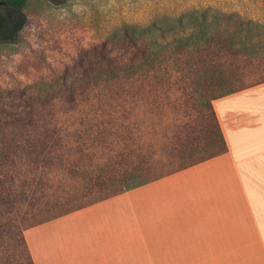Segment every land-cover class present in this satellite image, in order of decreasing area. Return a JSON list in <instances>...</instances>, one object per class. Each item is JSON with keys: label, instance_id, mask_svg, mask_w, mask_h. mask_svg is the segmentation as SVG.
Wrapping results in <instances>:
<instances>
[{"label": "trees", "instance_id": "1", "mask_svg": "<svg viewBox=\"0 0 264 264\" xmlns=\"http://www.w3.org/2000/svg\"><path fill=\"white\" fill-rule=\"evenodd\" d=\"M4 1L14 7L25 2ZM232 18L192 11L175 21L184 36L168 41H159L157 34L170 33V21L123 26V43L142 50V56L125 62L104 56L84 75L60 80L84 83L101 66L97 102L83 105L71 98L67 105H36L33 95L18 105L20 114L3 121L0 130V247L16 235L27 264H34L24 238L27 228L225 154L212 103L253 86L239 84L264 71V27L251 21L236 20L229 28L219 23ZM249 63L255 70L244 72ZM176 84L183 102L200 116L182 129L174 122L176 113L168 112L177 109ZM164 111L159 122H150ZM43 214L47 217L21 227V220Z\"/></svg>", "mask_w": 264, "mask_h": 264}, {"label": "crops", "instance_id": "2", "mask_svg": "<svg viewBox=\"0 0 264 264\" xmlns=\"http://www.w3.org/2000/svg\"><path fill=\"white\" fill-rule=\"evenodd\" d=\"M228 151L24 231L34 264H264V82L213 101Z\"/></svg>", "mask_w": 264, "mask_h": 264}, {"label": "rangeland", "instance_id": "3", "mask_svg": "<svg viewBox=\"0 0 264 264\" xmlns=\"http://www.w3.org/2000/svg\"><path fill=\"white\" fill-rule=\"evenodd\" d=\"M192 11L233 16L219 22L223 28L233 26L236 20L264 27V0H25L20 7L0 3V130L4 129L3 121L20 114L15 113L20 110L18 105L33 95L36 105H67L71 98L83 105L97 102L103 87L98 79L101 66L95 68L96 73L89 80L92 85L87 84L89 81L73 85L70 79L60 80L68 74L84 75L91 63L104 56L119 62L142 56V50L123 43V26L143 27L167 20L172 23L170 33H159L157 38L168 41L184 36V29L180 32L175 21ZM247 67L255 70L249 63L244 72ZM258 74L247 75L239 85L251 86L263 80L264 71ZM172 90L179 101L177 109L168 112L176 113L174 122L178 128L189 121L193 125L200 121L196 110L183 102L180 85ZM43 112L42 115L47 114ZM164 113H156L150 122H159ZM45 217L43 214L36 220H21L20 225L25 228ZM19 241L15 235L1 245L2 264H27L25 248Z\"/></svg>", "mask_w": 264, "mask_h": 264}, {"label": "flooded vegetation", "instance_id": "4", "mask_svg": "<svg viewBox=\"0 0 264 264\" xmlns=\"http://www.w3.org/2000/svg\"><path fill=\"white\" fill-rule=\"evenodd\" d=\"M0 3H4V4H7L5 1L4 2H0ZM8 5V4H7Z\"/></svg>", "mask_w": 264, "mask_h": 264}]
</instances>
